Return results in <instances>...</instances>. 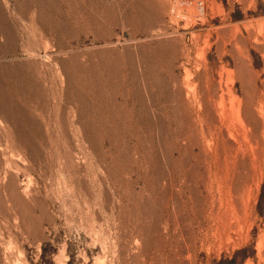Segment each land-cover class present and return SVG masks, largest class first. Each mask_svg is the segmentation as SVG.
Segmentation results:
<instances>
[{
  "label": "rangeland",
  "instance_id": "1",
  "mask_svg": "<svg viewBox=\"0 0 264 264\" xmlns=\"http://www.w3.org/2000/svg\"><path fill=\"white\" fill-rule=\"evenodd\" d=\"M22 1L0 0V264H264V0H66L62 26Z\"/></svg>",
  "mask_w": 264,
  "mask_h": 264
},
{
  "label": "bare ground",
  "instance_id": "2",
  "mask_svg": "<svg viewBox=\"0 0 264 264\" xmlns=\"http://www.w3.org/2000/svg\"><path fill=\"white\" fill-rule=\"evenodd\" d=\"M59 1H60V3H59ZM58 2L56 1V0H23L22 2H18V6H17V4H16V6H17V14H20V13H25L24 12V8H28L29 7V9L28 10H33L32 11V13L34 14V17H35V15H40V16H42L40 19H44V22H46V21H48V22H50V24L51 23H53L54 25H56V26H62L63 24H66L65 22V18L67 17L68 18V16H66L67 14H66V12H65V9H64V4H65V2H66V0H59ZM70 1V0H69ZM17 2V1H16ZM27 3H30V6L29 5H27ZM67 4V3H66ZM2 4H0V6H1ZM6 5H7V3H6ZM5 6V5H4ZM7 6H10V5H7ZM7 6H5V7H7ZM26 6V7H25ZM28 6V7H27ZM3 7V6H2ZM1 7V8H2ZM4 9H6V8H4ZM16 9V8H15ZM30 10V11H31ZM147 10V9H146ZM3 11H5V10H3ZM29 11V12H30ZM148 11H149V9H148ZM67 12H68V10H67ZM6 13V12H5ZM27 13H28V11H27ZM6 15H8V14H6ZM6 15L2 12V9L0 10V35L4 38V39H2V40H4V41H7L8 43H11V42H14L13 40H14V37H16V36H14V33L16 32L14 29H13V27H12V23H10L11 21L9 20V19H7V17H9V16H7L6 17ZM14 15V14H13ZM27 18H28V16H26ZM30 17V16H29ZM14 18H15V15H14ZM18 18V17H17ZM16 18V19H17ZM37 19H38V17H36ZM36 18H34V19H36ZM26 19V18H25ZM29 19V18H28ZM10 22H9V21ZM18 20V19H17ZM14 21V20H13ZM20 21V20H19ZM17 22V23H19V25H20V22ZM32 21V20H31ZM38 21V20H37ZM42 21V20H41ZM40 21V22H41ZM71 21V20H70ZM39 22V21H38ZM43 22V23H44ZM42 23V22H41ZM33 24V23H32ZM37 24H39V23H37ZM68 24V23H67ZM30 26H31V23H30ZM35 26H37V25H35ZM64 26H66V25H64ZM68 27H69V25H67ZM14 27H15V25H14ZM17 27V26H16ZM49 27V26H48ZM19 28V27H18ZM36 28L37 27H35V31H36ZM39 28H40V26H39ZM55 28V27H54ZM65 28V27H64ZM63 28V29H64ZM41 29V28H40ZM39 29V30H40ZM60 29V28H59ZM34 30V29H33ZM38 30V29H37ZM15 31V32H14ZM42 31V30H41ZM43 31H45V30H43ZM53 32H54V30H53ZM39 33V32H38ZM43 33V32H42ZM58 33V32H57ZM65 33V32H64ZM51 34H52V32H51ZM39 35H41V34H39ZM1 37V38H2ZM1 40V39H0ZM15 41H16V39H15ZM2 42V41H1ZM3 43V42H2ZM3 47V46H2ZM0 49H1V43H0ZM8 49V48H7ZM15 49V48H14ZM7 51V50H6ZM2 54H4V53H2ZM0 67L2 68V70H4V71H8L9 70V68H6L7 66L6 65H4L3 63H1L0 64ZM11 68V67H10ZM2 70H1V72H2ZM11 71L15 74V76H17V77H20V76H23L24 75V73H23V70L22 69H15V68H12L11 69ZM10 72V71H9ZM4 73V72H3ZM2 73V74H3ZM12 73V74H13ZM6 74V73H5ZM3 78V77H2ZM17 79V78H16ZM17 80H19V79H17ZM16 80V81H17ZM228 88V87H227ZM231 89V88H230ZM227 92H229V91H227ZM232 92V91H231ZM229 94V93H228ZM231 94V93H230ZM223 95V94H222ZM233 95V94H232ZM232 95H229V98L232 96ZM260 95L261 94H259V97H260ZM234 96V95H233ZM222 96H220V98H221ZM234 98L235 97H233V98H230V99H233L234 100ZM237 99V98H236ZM260 101H262V99L260 98L259 99ZM258 100V101H259ZM230 101H232V100H230ZM239 99L236 101L237 103H239V105H236V107L235 106H232V107H230L231 109H230V111H228V112H230L231 114V116L233 117V121H234V119L235 120H237V122H238V125L240 124V126L239 127H241V128H243L244 130H247V122L249 121L248 119L246 120V114H247V112H246V114L245 113H242V111L244 110V109H246V108H244V107H246L245 106V104H244V106H241L240 105V102L241 101H243V100H240L239 102ZM257 101V100H256ZM255 101V102H256ZM10 102V101H9ZM231 103H233V101L231 102ZM231 103H230V105H231ZM243 103H244V101H243ZM243 103L241 102V104L243 105ZM254 103V102H253ZM252 103V104H253ZM250 104V102L248 103V105ZM252 104H250V105H252ZM254 104H256V103H254ZM253 106V105H252ZM252 106H250V107H252ZM255 107H254V110L251 108H249V106H247L250 110H252L253 111V114H255V112H257V114H258V116H260V117H263L264 118V104L262 103V102H260L259 104H258V102H257V105H254ZM243 109V110H241V108ZM223 109V108H222ZM228 110V109H227ZM248 110V109H247ZM220 111H221V113H222V111L223 110H221L220 109ZM225 112V111H224ZM223 112V113H224ZM243 112H245V111H243ZM249 113L251 112V111H248ZM226 114V113H225ZM251 114V113H250ZM250 114L249 115H247V116H249L250 117ZM256 114V115H257ZM223 115V114H222ZM256 115L254 116V115H251V117L252 116H254V118L256 117ZM257 116V117H258ZM225 117V116H224ZM257 117H256V119H257ZM7 118V117H6ZM27 118V117H26ZM228 118V117H227ZM252 119H253V117H252ZM255 119V120H256ZM226 120V119H225ZM228 120V119H227ZM230 120H232V119H230ZM263 120L264 119H262V122H263ZM232 121V122H233ZM228 122H229V120H228ZM227 122V123H228ZM230 123H231V121H230ZM234 123V122H233ZM249 124L248 125H251L250 124V122H248ZM264 123V122H263ZM236 124V123H235ZM259 124V123H258ZM230 126V125H229ZM233 127V126H232ZM237 127V126H236ZM250 127V126H249ZM231 128V127H230ZM235 128V127H234ZM254 128V127H253ZM231 130V129H230ZM237 130V129H236ZM249 130H250V128H248V131H246L247 133L249 132ZM253 130V129H252ZM233 131V130H232ZM245 132V131H244ZM232 133V132H231ZM234 133V132H233ZM238 133V132H237ZM243 133V132H242ZM230 134V133H229ZM239 134V133H238ZM246 134V133H245ZM252 134V133H251ZM256 134V133H255ZM242 136V135H241ZM248 138V137H247ZM249 138H250V136H249ZM244 139V138H243ZM248 140V139H247ZM244 141V140H243ZM252 141V140H251ZM241 143V142H240ZM252 143V142H251ZM245 144V143H244ZM30 145V144H29ZM247 144H245V146H246ZM239 146H241V144L239 145ZM239 146H238V149H240L239 148ZM1 147V146H0ZM236 147V146H235ZM4 148V147H3ZM253 149V148H252ZM12 150V149H11ZM3 151V153H4V150H2ZM1 151V152H2ZM9 151V150H8ZM253 151V150H252ZM0 152V153H1ZM237 152V151H236ZM2 153V154H3ZM13 153H15L16 154V152L15 151H13ZM1 154V155H2ZM0 155V156H1ZM14 155V154H13ZM12 155V156H13ZM11 156V155H10ZM251 156V155H250ZM4 157V156H3ZM2 156L0 157V158H3ZM6 157V156H5ZM4 157V158H5ZM254 157V156H253ZM3 158V159H4ZM5 160V159H4ZM10 160V159H9ZM3 161V160H2ZM12 161V160H11ZM5 162V164H6V161H3V163ZM7 162H9V161H7ZM252 162V161H251ZM8 164V163H7ZM4 165H2V162H1V160H0V184L1 183H4V188H5V190H4V188H3V193L5 192V195H11V196H17V197H15V198H18V196H20L19 195V190H18V184L15 182V176H13V174L12 173H9V172H6L5 170H4ZM17 167H19V166H17ZM12 171H13V169H12ZM11 171V172H12ZM1 192L2 191H0V194H1ZM4 195V197H6ZM3 195L1 194V196H0V198L2 197ZM22 197V196H21ZM3 198V197H2ZM7 199H9V197L7 198ZM11 200H12V197L10 198ZM1 200H4L5 201V199L3 198V199H1ZM11 202V201H10ZM2 203V202H1ZM13 203L15 204L16 202L13 200ZM12 203V204H13ZM19 203V202H18ZM8 204V203H7ZM12 204L10 205V206H12ZM13 204V208H14V205ZM20 204H22V203H20ZM3 205V204H2ZM5 208V207H4ZM15 209H16V206H15ZM11 211V210H10ZM1 212V211H0ZM2 214V213H1ZM5 214V213H4ZM3 214V215H4ZM7 214V213H6ZM7 216H8V214H7ZM1 222V221H0ZM3 224V223H2ZM1 238V237H0Z\"/></svg>",
  "mask_w": 264,
  "mask_h": 264
}]
</instances>
